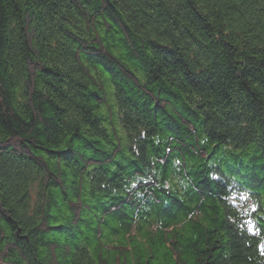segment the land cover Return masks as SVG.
I'll return each mask as SVG.
<instances>
[{"label":"trees","instance_id":"trees-1","mask_svg":"<svg viewBox=\"0 0 264 264\" xmlns=\"http://www.w3.org/2000/svg\"><path fill=\"white\" fill-rule=\"evenodd\" d=\"M0 264H264V0H0Z\"/></svg>","mask_w":264,"mask_h":264},{"label":"bare ground","instance_id":"bare-ground-1","mask_svg":"<svg viewBox=\"0 0 264 264\" xmlns=\"http://www.w3.org/2000/svg\"><path fill=\"white\" fill-rule=\"evenodd\" d=\"M242 198V197H241Z\"/></svg>","mask_w":264,"mask_h":264}]
</instances>
